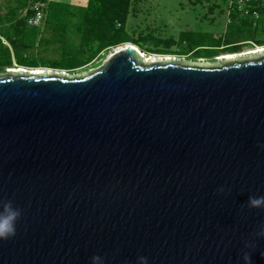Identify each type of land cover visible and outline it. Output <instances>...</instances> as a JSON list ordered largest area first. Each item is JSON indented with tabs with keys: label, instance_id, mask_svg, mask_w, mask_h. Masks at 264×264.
I'll use <instances>...</instances> for the list:
<instances>
[{
	"label": "water",
	"instance_id": "1",
	"mask_svg": "<svg viewBox=\"0 0 264 264\" xmlns=\"http://www.w3.org/2000/svg\"><path fill=\"white\" fill-rule=\"evenodd\" d=\"M223 191H219V189ZM264 51L0 73V264H264ZM250 243L254 247L246 248Z\"/></svg>",
	"mask_w": 264,
	"mask_h": 264
},
{
	"label": "rangeland",
	"instance_id": "2",
	"mask_svg": "<svg viewBox=\"0 0 264 264\" xmlns=\"http://www.w3.org/2000/svg\"><path fill=\"white\" fill-rule=\"evenodd\" d=\"M7 1L0 0L1 12L5 11L4 5L8 3ZM84 2L85 0H52L55 7L54 14H47L49 9L44 5L42 8L47 11L44 19L39 24L25 26L26 42L36 43L41 38V47L35 48L36 62L40 65L26 66V71L37 70L35 67L38 71H62L63 69L54 67L87 54L89 48L83 45L78 50L77 46L79 37L77 17ZM228 2L229 0H131L130 11L125 22L122 23V28L112 30V33L115 37L123 35V38L131 39L148 56L212 61L228 54L215 55L224 51L218 49L219 43L237 40V44L240 45L235 48L242 50L234 54L245 53L250 50L248 48L251 45H255L246 42H250V39L258 41L257 39H261L260 35L264 36V31L259 29L256 32H248L239 22V17L244 15L235 7H231ZM252 3L253 1L248 5ZM227 12H231V15ZM227 18L232 19L231 23ZM66 33L68 34L66 39H60L61 35L65 36ZM53 36L56 40L51 39ZM86 40L87 38L84 39ZM87 41L89 45L92 43ZM67 43L70 44L67 45L69 48H64ZM114 49L113 46L101 51L83 67L63 71L67 74H77L98 67ZM147 50L158 53H150ZM38 52L41 54H37ZM8 71L10 67L0 73Z\"/></svg>",
	"mask_w": 264,
	"mask_h": 264
},
{
	"label": "trees",
	"instance_id": "3",
	"mask_svg": "<svg viewBox=\"0 0 264 264\" xmlns=\"http://www.w3.org/2000/svg\"><path fill=\"white\" fill-rule=\"evenodd\" d=\"M7 2L8 3L4 5L5 11H0V71L7 67H12L13 64L25 67H34L40 65L36 62L37 55L35 54V48L41 47V38H39L36 43L35 41L30 43L26 42L24 28L26 25H30L27 22V18L33 14V10L29 9V6L34 3L39 4L41 7L45 5V8L49 9L48 12L46 11L47 14L51 15L55 12V7L52 4V0H8ZM260 3L261 0H253V3L247 6L250 7V11L246 15L239 18L240 25L245 27L248 32L259 31V29H257L256 19L258 20V17L262 15L260 10L262 7H264L260 5ZM130 4L131 0H85L84 5L80 7L79 17H77V31L79 36L77 46L79 50L81 46L85 45L87 48H89L88 52L84 56L70 59L69 61H66L64 65H58L54 68L73 70L75 68L85 66L96 56H98L101 51H105L109 47L120 45L122 43H132L136 45L131 39H125L123 38V35L120 37H115V35L112 33V30L115 31L122 28V23L125 22L130 11ZM24 9L25 14L23 15L22 11ZM253 9L257 11V16L253 15ZM42 10L44 17L46 12L43 8ZM231 21L232 19L230 18L229 23H231ZM251 25L253 27H251ZM238 27L239 26H237V28ZM262 31H264V29H262ZM67 35V33L65 36L61 35L60 39L65 40ZM260 37L261 39H257L258 41H253L250 39V42H246V44L264 46V36L260 35ZM54 38L55 36H53L51 39L56 40ZM85 38H87V40L91 41L92 43H90V45L87 44L88 41H84ZM237 42L238 40L234 42L219 43L218 47L220 48L218 49H223L224 51L216 53L215 55L241 51L242 49L235 48L240 45L237 44ZM67 45L70 44L67 43L64 48H69ZM252 46L253 45H251L249 48ZM148 52L158 53L157 51ZM39 53L41 54V52H38L37 54ZM42 65L49 66L45 64Z\"/></svg>",
	"mask_w": 264,
	"mask_h": 264
},
{
	"label": "clouds",
	"instance_id": "4",
	"mask_svg": "<svg viewBox=\"0 0 264 264\" xmlns=\"http://www.w3.org/2000/svg\"><path fill=\"white\" fill-rule=\"evenodd\" d=\"M134 46L138 47L136 45ZM256 46L257 45L255 44V46L253 45L252 47H256ZM251 48L248 49L252 50ZM141 53H143V51H141ZM12 67H17V68L21 67L25 69V66H21V65H13ZM12 67H10V71L12 70ZM35 69L38 68L35 67ZM32 71H36V70H32ZM219 191H223V189L221 188L219 189ZM247 206L249 208L264 209V196H249ZM21 215H22V210L18 207H15L11 200L8 201L0 200V240H8L16 235V223L20 219ZM254 235L257 237H264V225H262L260 230L257 231ZM245 247L250 248L254 246L250 243H246ZM262 255H264V253H262ZM242 260L244 261V264H251L250 254L248 252H244L242 255ZM91 264H105V260L100 255H93L91 257ZM137 264H148L147 257L144 256L138 257Z\"/></svg>",
	"mask_w": 264,
	"mask_h": 264
},
{
	"label": "built area",
	"instance_id": "5",
	"mask_svg": "<svg viewBox=\"0 0 264 264\" xmlns=\"http://www.w3.org/2000/svg\"><path fill=\"white\" fill-rule=\"evenodd\" d=\"M252 1L253 0H229V4H230L231 7H235L240 12V14L246 15L250 11V9H249L250 7H247V6ZM29 9L33 10V14L27 18V22L30 25L39 24L42 21V18H43L42 7L39 4L34 3V4L29 6ZM230 13L231 12H227L228 15ZM252 13H253L254 16H257V11L256 10L253 9ZM22 14L23 15L25 14V9L22 11ZM227 20H229V19L227 18Z\"/></svg>",
	"mask_w": 264,
	"mask_h": 264
},
{
	"label": "bare ground",
	"instance_id": "6",
	"mask_svg": "<svg viewBox=\"0 0 264 264\" xmlns=\"http://www.w3.org/2000/svg\"><path fill=\"white\" fill-rule=\"evenodd\" d=\"M120 46H123V44L122 45L115 46V49L113 50V52L114 51H117L120 48ZM135 48L141 53V50L138 47H135ZM261 51H264V46H257L255 48H252V50H248L245 53H239V54H234L233 53V54H227V55H224V56L222 55L219 58H223V57H236V56H242L244 54H255V53H258V52H261ZM141 55L143 57V60H157V59H160V58H164V57H157V56H150V55L148 56V55L143 54V53H141ZM165 57H169V56H165ZM14 70H16V69L13 68L11 71H14ZM36 71H38V69ZM39 71H42V70H39Z\"/></svg>",
	"mask_w": 264,
	"mask_h": 264
},
{
	"label": "crops",
	"instance_id": "7",
	"mask_svg": "<svg viewBox=\"0 0 264 264\" xmlns=\"http://www.w3.org/2000/svg\"><path fill=\"white\" fill-rule=\"evenodd\" d=\"M260 5L264 6V0H261ZM260 11L262 12V15L258 17V20L256 19V23H257V29H260L262 31V29H264V7H262ZM229 15H231V13ZM252 25L251 27H253Z\"/></svg>",
	"mask_w": 264,
	"mask_h": 264
},
{
	"label": "flooded vegetation",
	"instance_id": "8",
	"mask_svg": "<svg viewBox=\"0 0 264 264\" xmlns=\"http://www.w3.org/2000/svg\"><path fill=\"white\" fill-rule=\"evenodd\" d=\"M155 55V54H154ZM158 57V56H157Z\"/></svg>",
	"mask_w": 264,
	"mask_h": 264
}]
</instances>
